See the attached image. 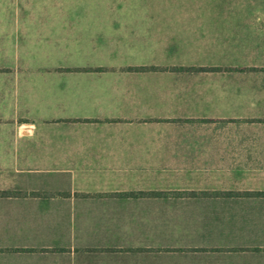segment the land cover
Returning <instances> with one entry per match:
<instances>
[{
  "label": "crops",
  "instance_id": "1",
  "mask_svg": "<svg viewBox=\"0 0 264 264\" xmlns=\"http://www.w3.org/2000/svg\"><path fill=\"white\" fill-rule=\"evenodd\" d=\"M186 17L173 55L76 100L92 71L59 64L0 124V264H264V14Z\"/></svg>",
  "mask_w": 264,
  "mask_h": 264
},
{
  "label": "rangeland",
  "instance_id": "2",
  "mask_svg": "<svg viewBox=\"0 0 264 264\" xmlns=\"http://www.w3.org/2000/svg\"><path fill=\"white\" fill-rule=\"evenodd\" d=\"M260 1L22 0L19 14L6 4L7 13L0 14V91L5 87L0 124L12 126L44 112L45 93L60 82L53 73L59 64L71 66L64 71L78 64L92 71H68L76 100L80 82L112 84L132 65L173 55V33L199 21L184 16L264 14Z\"/></svg>",
  "mask_w": 264,
  "mask_h": 264
}]
</instances>
